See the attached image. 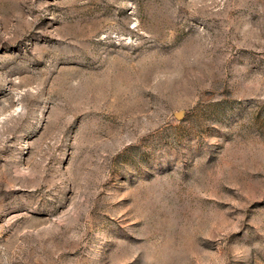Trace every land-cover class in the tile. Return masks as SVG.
I'll list each match as a JSON object with an SVG mask.
<instances>
[{"label":"rangeland","instance_id":"obj_1","mask_svg":"<svg viewBox=\"0 0 264 264\" xmlns=\"http://www.w3.org/2000/svg\"><path fill=\"white\" fill-rule=\"evenodd\" d=\"M0 264H264V0H0Z\"/></svg>","mask_w":264,"mask_h":264}]
</instances>
